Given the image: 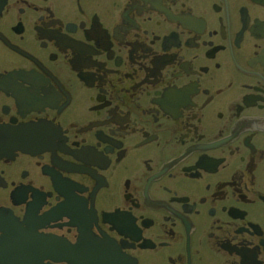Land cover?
<instances>
[{"label":"flooded vegetation","instance_id":"1","mask_svg":"<svg viewBox=\"0 0 264 264\" xmlns=\"http://www.w3.org/2000/svg\"><path fill=\"white\" fill-rule=\"evenodd\" d=\"M0 264H264V0H0Z\"/></svg>","mask_w":264,"mask_h":264},{"label":"water","instance_id":"2","mask_svg":"<svg viewBox=\"0 0 264 264\" xmlns=\"http://www.w3.org/2000/svg\"><path fill=\"white\" fill-rule=\"evenodd\" d=\"M13 222H16V223H13V224H12V227H13V226H15V227L21 226V224H19L17 221H13ZM14 241H17V240H14Z\"/></svg>","mask_w":264,"mask_h":264}]
</instances>
